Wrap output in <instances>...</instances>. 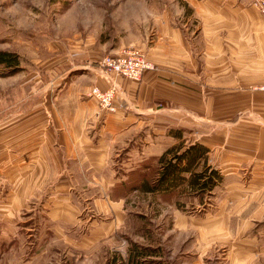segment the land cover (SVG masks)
Segmentation results:
<instances>
[{
	"label": "rangeland",
	"instance_id": "obj_1",
	"mask_svg": "<svg viewBox=\"0 0 264 264\" xmlns=\"http://www.w3.org/2000/svg\"><path fill=\"white\" fill-rule=\"evenodd\" d=\"M166 6L172 15L188 19L184 40L197 62L196 74L194 67L184 65L176 80L187 92L184 103L172 104L175 109L170 111L175 116L172 124L183 128L181 138L169 129L154 133L145 127L134 146L127 145L117 160L95 162L101 166V176L117 179L111 186L108 180L93 177L91 161L48 160L56 172L43 179L39 195L30 198L27 209L16 207L9 194L29 173L34 174L36 165L35 160H10L17 158L24 139V133L14 127L16 122H26L29 141L34 128L29 114L34 109L49 110L52 95L74 74L84 76L88 60L132 45L148 57V42L144 49L136 44V37L147 28L149 10ZM194 18L181 0H0V49L19 58L14 69L0 63V124L6 123L0 129V264H264V245L256 239L241 243L238 214L228 210L243 203L241 193L250 173L222 175L203 195L113 188L133 171L143 170L147 161L156 166V160L147 158L171 145L216 142L227 146V131L233 126L264 122V34L251 31L264 26L222 19L224 28L246 30L238 37L224 34L211 52L207 48L211 39L191 34L198 25ZM162 104L166 106L165 101ZM4 149L10 152L9 160H3ZM63 168L70 172H59ZM62 182L69 185L72 200H78L82 192L105 194L107 190L111 199L116 197V208L100 211L91 200L79 198L78 221L54 222L45 211L55 199L56 193L51 196L50 191ZM256 231L264 237L262 227ZM230 251L234 255L228 257ZM133 253H137L135 259ZM243 253L248 256L242 258Z\"/></svg>",
	"mask_w": 264,
	"mask_h": 264
},
{
	"label": "crops",
	"instance_id": "obj_2",
	"mask_svg": "<svg viewBox=\"0 0 264 264\" xmlns=\"http://www.w3.org/2000/svg\"><path fill=\"white\" fill-rule=\"evenodd\" d=\"M181 1L192 9V16L198 22V25L190 31L191 34L194 31L211 39V43L207 45L211 52L218 48L219 38L224 34L231 33L226 36L238 37L244 35L242 33L246 30L224 28L220 24L222 19L233 20L246 26L249 24L255 27L264 26L262 14L248 0ZM170 10L167 6L152 12L149 10L147 28L140 30L143 34L136 37V44L144 49L145 42H148L146 51L150 55L148 57L156 63V67L146 69L139 79L110 76L111 80L119 86L115 110H101L97 99L89 93L93 85L105 88L108 85V79L96 60H88L85 65V74L82 73L84 76L74 74L65 86L58 88V91L52 95V106L49 110L34 109L33 114H29L34 117L30 126L34 128L29 132L31 136L29 141L25 139L28 129L26 122L21 119L16 122L14 127L19 133H24V139L19 142L17 158L10 160H35L36 163L34 174L29 173L26 179L21 180L18 189L9 194L10 198L13 197L12 201L16 207L24 206L27 209L30 198H36L39 195L37 192L44 182L43 179H47L56 172L51 168L48 160H81V163H85V160L91 161L92 165L94 164L93 177L98 179L100 176L103 181L108 180V185L111 186L117 179L101 176L99 174L101 166L95 162L117 160L120 153L124 154L127 145L134 146L138 134L144 131L145 127L148 132L154 133H164L170 127H180L172 124L171 118L175 119V116L170 111L175 109L171 107L172 104L177 106L184 103L187 92L180 87L179 80H176L182 75L179 72L181 67L185 68L184 65L194 67L196 74L197 62L189 53L190 46L184 40L188 30V19L183 21L182 18L172 15ZM251 31L264 34V30ZM194 93L196 96L197 94L201 96L199 91L195 90ZM163 101L168 107L162 104ZM176 121L182 123L181 120ZM5 124V122L0 124V129L4 128ZM227 134V146L216 142H210V144L205 142L209 146L210 162L220 170L222 175H240L241 172L251 174L248 183L243 185L241 193L243 203L237 206L230 205L228 210L238 214L236 228L241 243H251L256 239L264 245V237L256 231L258 226L264 229V122L250 127L233 126ZM150 153L154 154V152ZM2 155L3 160H9L8 149H4ZM154 156L148 157L147 160ZM126 158L130 159V157ZM66 171L69 170L67 168L59 170L63 174ZM73 171L75 175L76 171ZM67 177L71 178V176ZM68 186L67 183L62 182L56 186V190L50 191L51 196L53 193L56 195L53 203L46 202L48 205L45 212L54 222L78 221L80 206L76 202H80L79 198L91 200L100 211L116 208L114 206L116 197L111 199L107 190L105 194L91 192L87 195L82 192L77 197L78 200H72L71 189ZM113 186L115 188L116 184ZM256 187L259 188L255 189ZM231 253L234 255V252L230 251L227 256L230 257ZM246 256L248 255L243 253L241 257Z\"/></svg>",
	"mask_w": 264,
	"mask_h": 264
},
{
	"label": "trees",
	"instance_id": "obj_3",
	"mask_svg": "<svg viewBox=\"0 0 264 264\" xmlns=\"http://www.w3.org/2000/svg\"><path fill=\"white\" fill-rule=\"evenodd\" d=\"M0 63L14 69L19 64L18 55L0 49ZM182 131L181 127H170L168 130L170 134L179 138L182 136ZM208 154L209 147L202 142L188 145L180 142L171 145L158 156L148 159L156 160V166L147 161L145 166L140 168L143 170L133 171L127 181H120L115 187L121 186L120 191L123 192L134 189L163 195L178 191L203 195L222 180L220 170L208 162ZM136 254L131 255L132 259H135Z\"/></svg>",
	"mask_w": 264,
	"mask_h": 264
},
{
	"label": "built area",
	"instance_id": "obj_4",
	"mask_svg": "<svg viewBox=\"0 0 264 264\" xmlns=\"http://www.w3.org/2000/svg\"><path fill=\"white\" fill-rule=\"evenodd\" d=\"M264 16V0H248ZM99 67L105 72L108 85L101 88L93 85L89 93L93 95L101 110L113 111L116 109L118 96V85L111 80V75L139 79L146 69H153L154 63L143 53V51L132 45L113 54H103L96 60Z\"/></svg>",
	"mask_w": 264,
	"mask_h": 264
}]
</instances>
